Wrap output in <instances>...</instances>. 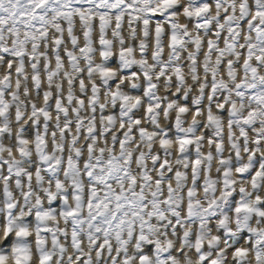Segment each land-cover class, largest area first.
<instances>
[{
	"label": "snow or ice",
	"instance_id": "6c2138e0",
	"mask_svg": "<svg viewBox=\"0 0 264 264\" xmlns=\"http://www.w3.org/2000/svg\"><path fill=\"white\" fill-rule=\"evenodd\" d=\"M0 228V264H264V0H0Z\"/></svg>",
	"mask_w": 264,
	"mask_h": 264
},
{
	"label": "bare ground",
	"instance_id": "6f19581e",
	"mask_svg": "<svg viewBox=\"0 0 264 264\" xmlns=\"http://www.w3.org/2000/svg\"><path fill=\"white\" fill-rule=\"evenodd\" d=\"M181 22H183V19H181ZM99 57V56H98ZM112 66H115V61H114V63H113V65ZM125 90L127 91L128 90V88H127V85L125 86ZM163 121V120H162ZM250 135H251V133H250ZM6 143H7V141H5ZM228 155V153L227 152H225V156H227ZM33 158H35L34 156H33ZM34 160V159H33ZM213 166H216L215 165V162L213 163ZM214 168V167H213ZM213 175H215V172H213ZM45 204H47L46 202H45ZM46 206V205H45ZM55 206V205H54ZM29 220H31V218H29ZM2 237H3V231H2V228H0V240H2ZM12 239H13V237L12 236H10L9 237V239L7 240V241H3L4 243H3V245H7V244H10L11 243V241H12Z\"/></svg>",
	"mask_w": 264,
	"mask_h": 264
},
{
	"label": "rangeland",
	"instance_id": "374dc122",
	"mask_svg": "<svg viewBox=\"0 0 264 264\" xmlns=\"http://www.w3.org/2000/svg\"><path fill=\"white\" fill-rule=\"evenodd\" d=\"M166 54H167V49L165 50V55H166ZM98 59H99V57L97 56V60H98ZM114 61H115V60L110 61L111 65H113ZM214 111H215V109H214ZM161 123L163 124L164 122L161 121ZM34 157H35V156H34ZM32 159L35 160L36 158H33V157H32ZM213 167L215 168V166H213ZM45 205L47 206V204H45ZM3 243H4V242H3Z\"/></svg>",
	"mask_w": 264,
	"mask_h": 264
}]
</instances>
